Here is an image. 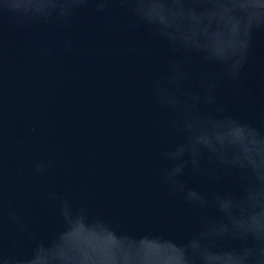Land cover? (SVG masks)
Masks as SVG:
<instances>
[{
    "label": "water",
    "instance_id": "95a60500",
    "mask_svg": "<svg viewBox=\"0 0 264 264\" xmlns=\"http://www.w3.org/2000/svg\"><path fill=\"white\" fill-rule=\"evenodd\" d=\"M102 3L0 0V242L40 256L68 242L190 243L202 264H264V159L250 141L231 138L233 122L264 132V30L249 32L237 82L229 76L239 31L231 11L186 17L170 0H132L134 8L110 0L100 10ZM158 33L195 49L187 70L219 81L224 109H201L204 123L193 133L204 145L202 169L186 164L174 190L162 181L172 165L161 153L187 134H162L183 114L156 94L168 90L167 66L178 58ZM61 199L71 208L64 216ZM82 207L86 214L73 213Z\"/></svg>",
    "mask_w": 264,
    "mask_h": 264
},
{
    "label": "clouds",
    "instance_id": "9594fccd",
    "mask_svg": "<svg viewBox=\"0 0 264 264\" xmlns=\"http://www.w3.org/2000/svg\"><path fill=\"white\" fill-rule=\"evenodd\" d=\"M74 2V0H72ZM86 3L87 0H79ZM110 0H103L100 10L104 4ZM121 4L134 8L132 0H119ZM241 3L248 5L247 9L240 7ZM257 0H170L171 10L183 13L186 17H216L231 11L237 24L231 26L232 31L239 29L235 38V46L232 50L237 57L234 71L229 73L234 81L239 80L248 63L252 48V41L249 32L256 28L264 30V8H256ZM158 38L166 41L177 49L178 58L169 61L167 66V76L169 88L161 93L156 92L160 102L166 106L174 108L183 114L179 122H169L164 125L163 133H186V141L181 145H176L161 153V157L170 162L172 167L161 173L162 181L170 190L175 189L174 176L177 171L183 169L190 163L194 170L202 169L197 148L204 145L198 144L197 135L194 129L204 123L201 109L204 106L215 107L218 112H224L221 105L217 103V88L219 81L209 82L207 74L195 73L187 70V65L191 62V54L195 49L191 45L170 40L166 35L158 33ZM197 81L198 87L190 88L189 81ZM226 120L231 117L225 116ZM232 140L239 142H249L255 150L257 159H264V132L249 130L233 122L231 129ZM185 153H191V159H182ZM218 163H223L218 161ZM37 169L40 170L39 166ZM70 208L69 201L61 199L60 214L66 215ZM86 208L73 211L74 214H86ZM10 217L20 225V229L29 240H35V234L23 227L20 218L11 212ZM207 243V242H204ZM42 256L33 251L32 255L23 252L12 251L3 242H0V264H202L201 250L190 243L183 247L176 246L167 249L163 242L156 249H148L138 243L125 242L112 247L105 248H82L74 243H59L47 249H43Z\"/></svg>",
    "mask_w": 264,
    "mask_h": 264
}]
</instances>
